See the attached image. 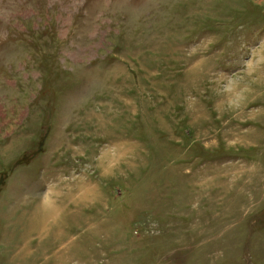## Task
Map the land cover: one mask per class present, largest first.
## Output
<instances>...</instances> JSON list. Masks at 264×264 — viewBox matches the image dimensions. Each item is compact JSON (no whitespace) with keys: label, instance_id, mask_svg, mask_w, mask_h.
<instances>
[{"label":"rangeland","instance_id":"rangeland-1","mask_svg":"<svg viewBox=\"0 0 264 264\" xmlns=\"http://www.w3.org/2000/svg\"><path fill=\"white\" fill-rule=\"evenodd\" d=\"M0 264H264V0H0Z\"/></svg>","mask_w":264,"mask_h":264}]
</instances>
